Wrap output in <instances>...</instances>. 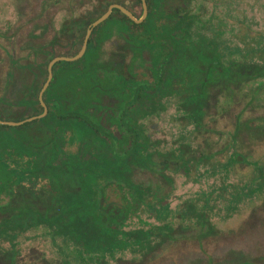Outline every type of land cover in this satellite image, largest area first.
<instances>
[{
    "label": "rangeland",
    "instance_id": "obj_1",
    "mask_svg": "<svg viewBox=\"0 0 264 264\" xmlns=\"http://www.w3.org/2000/svg\"><path fill=\"white\" fill-rule=\"evenodd\" d=\"M56 1L0 0L1 121H16L43 113L36 101L39 102V92L47 79L50 60L72 57L81 47L83 29L76 27L73 19L91 17L95 11L97 15L105 6L93 9V2L99 0H58L64 3L60 6ZM100 1L117 3L136 19L142 16V6L135 0ZM149 2L150 8L157 12L160 9L162 13L178 17L185 13L192 15L187 41L205 45L214 42L219 61L223 65L231 64L236 71L229 77H240L235 82H223L221 76L213 72L218 78L207 90L209 109L200 119L204 132L197 135L195 124L189 121L193 105L187 100L191 91L186 84L180 86L178 81H172L171 91L162 97L152 92L151 96L147 94L140 99L139 106H145L146 111H137V127L154 144L150 150L155 154L164 153L167 158H162V165L160 159V163L157 161L150 168L136 167L134 172H127L128 180L136 185L142 201L125 200L127 183L120 192L112 187L114 183L104 184L106 210L121 205L138 209L129 215L125 227L130 233L126 237L128 242H121L111 253H86L80 248L82 243L64 233L65 228L52 223L50 217H33L29 227L10 229L9 221L13 223L10 215L16 214L13 186L9 184V175H0V264H227L238 257L249 264L264 263V0ZM110 19L113 35L101 47L106 57H92L95 62L117 66L124 59L127 63L124 76L135 81L151 82L148 66L152 71L156 69L152 73L162 81L172 75V57L165 56L163 49L171 50L173 43L165 42L162 50L159 43L150 45L146 41L136 44L130 40L128 46L126 38L137 36L136 29L123 21L118 12H113ZM68 21L71 22L66 30ZM47 24L51 25L49 33L44 31ZM64 61L54 63L50 83L59 76L65 86L61 89H66L63 94L70 92L69 103H65L76 107L72 103L82 94L84 85L79 81L73 84L70 80L73 76L64 71L83 72L85 66ZM241 67L247 69L243 71ZM163 104L165 109H160ZM57 120L54 114L50 115L47 125L54 131L55 147L58 142H64L63 154L55 150L51 162H65L69 154L81 162L77 167L82 165L94 171L102 163L100 160L92 162L98 154L94 135L79 133L78 142L74 119L68 120L67 125L66 122L57 125ZM22 125L13 129L0 127V161L7 164L8 170L16 166L11 158L16 154L10 146L8 132L25 128ZM50 130L43 133L50 134ZM31 137L33 144L42 141L41 132ZM42 152L47 157L50 154L47 150ZM179 153L187 159L186 166L177 165L171 159V154L177 157ZM201 153L211 154L213 158L201 159ZM17 158L24 164L27 159L24 155ZM39 161L40 156L35 153L28 166L35 168ZM32 182L40 183L32 187L34 205L37 199L56 195L57 184L46 182L43 175L34 176ZM78 184V174L64 170L63 216L60 218L64 217L66 205L78 202ZM166 203L167 210L157 217L153 209ZM57 213L60 212L56 211L55 215ZM76 216V230L87 228L85 239L97 236L95 223L88 216L82 219ZM140 230L150 231L151 237L142 240L141 245L135 241L141 239L136 235Z\"/></svg>",
    "mask_w": 264,
    "mask_h": 264
},
{
    "label": "trees",
    "instance_id": "obj_2",
    "mask_svg": "<svg viewBox=\"0 0 264 264\" xmlns=\"http://www.w3.org/2000/svg\"><path fill=\"white\" fill-rule=\"evenodd\" d=\"M148 1L149 0H146L147 4ZM136 2L137 4H141V0H135V3ZM161 11L162 10L160 9L158 12L154 11L149 6L146 19L141 23H135L130 20L126 15L121 13L118 9H114V12H118L121 17L128 22L129 25L136 29L137 36L131 37L132 42L137 44L138 42L146 41L150 45L159 43L161 45V50L165 42L173 43L171 44V50L168 49L166 51L165 49H163V51L166 52L165 56L170 55V57H172V65L170 66V70L173 71L172 75L166 78L164 77L163 81L161 80V78H159L157 81L155 80L154 84L153 82L151 83L147 80H130L128 82V92L126 96L129 101L127 102V106L123 105L122 102L120 105L116 106V109H122L123 118L127 114V138L121 140L119 138L113 139V137L112 141L104 146H107L106 149L102 147L100 149V152H98L97 155L95 154V160L92 161L93 163L97 160L98 162L99 160L102 162L101 164L96 166V169L94 171H90L89 168L82 167V165L77 167V164H81V162L78 161L73 155L67 154V157L64 162L65 170L78 174V185L80 188L78 202L74 205L71 202L66 205V210L64 211L63 218L53 217L50 218V220L57 226L65 228L64 233H67V235L69 236L75 237L78 242H81L82 244H80V248L83 249L86 253L96 251H108L111 253L116 250L115 247L120 245L121 242H128L126 241V237L130 233L126 232L125 227L128 224L127 221L129 219V215L138 211L137 206L131 210L130 208L123 205L118 208L106 210V207L103 205L104 184L114 183L115 186L112 187H115V189L120 192L121 187L124 186L125 183H127L128 197L125 198V200H141L142 195H140L139 192H136V185L132 184L131 181L128 180L129 178L127 172H134L136 167L140 169L150 168L152 165H155L157 161L160 163L162 161V158H167V155L164 153L155 154L153 153V150H150V147L154 144L151 143L149 137L142 135L141 128L137 127L138 116L136 111H146L145 106L141 107L139 105H132L133 100L143 99L147 97V94L140 93V90L146 88H153L154 92H158L160 97H162V94L171 91L170 87H173L171 83L172 81H178L180 86H184L186 84L191 91V94L187 100L191 103V105H193V110L190 113L189 121L192 120L191 122L195 124L197 135L204 132V127L200 119H202V117L208 113L209 109L208 101L210 93L207 94V90L210 89L212 81L218 78V76H214L213 72H217L219 76H221L223 82H235L240 77V75L237 77V79L229 77L232 72L236 71L231 68V64L223 65L219 61L217 49H215L214 42L210 45H205L203 42L199 43L198 41H187L186 36H188L189 27L193 19L192 15L185 13L182 17H178L176 15H170L168 13H162ZM157 20H161L163 22H155ZM170 20L173 21L170 22ZM89 50L90 46H88L86 53L78 60L74 62L64 61V63H81V65L85 67L101 65L95 62L94 58L90 57ZM170 51H172V53ZM242 68L243 71L247 69L245 67H241V69ZM65 72L73 76V78L70 79L73 84L78 81L80 83L85 82L80 84L84 85L106 80H93L90 78H86L92 74L88 70H84L83 72L66 70L64 71V73ZM81 76H83V79H81ZM188 76H191L190 78L192 80L189 81ZM186 79L188 80L186 81ZM118 80L119 79L116 78L114 80V84H119ZM188 81L189 85L187 84ZM110 86L113 85L110 84ZM62 87H65L64 83L58 76L55 81L50 83V87L47 88V90L43 94L44 102L48 107V113L42 118L24 123L21 126L25 128H28V126H30L29 128L31 129V131L41 132L42 141L38 144H42L45 139L49 140L54 137L53 129L50 130V127L47 125V121L50 115L54 114L57 117V125L65 122L67 125V121L74 119L76 116H80L82 120L87 121L88 116H90L87 112L89 108L88 105L78 104L76 105V107H69L70 104L65 103L68 102V95H70V92L68 93V95H64L63 91L66 89H61ZM57 88L61 90H58ZM121 92L123 91L120 90L119 94L120 97L123 98L124 95ZM48 100L50 101V103ZM51 102L53 105L51 104ZM36 103L38 104L39 109L42 110V107L40 106L39 102L36 101ZM125 107L128 108L127 113L125 111ZM52 108H54V111H51ZM160 109H165V105H161ZM93 123L98 124V122L95 120V122L90 123V126H92ZM0 127L7 129L16 128L7 125H0ZM71 127L72 124L69 128ZM47 129L52 132L50 134L43 133L44 131H47ZM83 132L88 134L90 132L89 127L82 126L79 133ZM199 156H201V159L205 158L206 160H210L211 158H213L211 154L204 155L203 153H201V155L199 154ZM170 157L173 161H176L177 165L186 166L187 159H185L184 154L179 153L177 157H174L171 154ZM240 160L249 163V161L246 160L244 157H240ZM160 164H164V161H162ZM162 168L164 169V167ZM99 176L102 177V179L99 180ZM136 195L139 196V199L136 198ZM160 207L153 209L157 217H159L167 210L168 203L162 206L160 205ZM76 215H78L81 219L84 218V216H88L91 219V222L95 223V226L97 228V236L85 239L84 235L88 232L87 228H82V232H78L76 230ZM136 232V235H139L141 239H137L135 241L136 243L138 242L140 245L142 240L151 238L149 236L150 231L145 232L140 230ZM243 259L241 257H238L235 261H233V263L227 264H249Z\"/></svg>",
    "mask_w": 264,
    "mask_h": 264
},
{
    "label": "flooded vegetation",
    "instance_id": "obj_3",
    "mask_svg": "<svg viewBox=\"0 0 264 264\" xmlns=\"http://www.w3.org/2000/svg\"><path fill=\"white\" fill-rule=\"evenodd\" d=\"M162 1L164 0H160V2ZM108 2L110 3V1ZM108 2L104 3V1H100V0L98 2H93L92 6H94L93 9L95 10L97 8L99 10V8L103 7L105 4L104 11L98 13L97 15H95L96 14V11H95L91 17H88L85 19H81V17L79 19H73L76 27L83 29L81 47L74 55H76L81 50L84 39L87 35V31L90 29V33L87 38L86 47H85V50L82 56L86 53L88 46H90L89 52H90L91 57H95V58L106 57L105 52L102 51L101 47L104 44V42L108 41L113 35L112 33L113 24H111L109 21H111L110 18H111L112 13L114 12V9H117V8H112L108 17L105 18L100 23L96 24L95 26H93V23L108 9L110 5L117 4V3L109 4ZM55 4L60 6V5H63L64 3H61L57 0ZM141 6H142V2H141ZM146 6H147V14H148V7L150 6L149 1H148V4L146 2ZM147 14L142 21L146 19ZM122 20L124 21L123 18ZM171 21L173 20H170V22ZM69 22L71 21H68L67 23H65L66 30L67 29L69 30V28H67V25L70 24ZM118 25L122 26L121 24H118ZM50 26H51L50 24L46 25L45 30H44L46 33H49ZM59 29H62V26H60ZM70 34H71V31L68 32V36ZM129 40H131V36L127 37L125 41L128 46L130 45ZM91 49H95L94 52ZM126 64L127 63L123 59L121 63L117 66L105 65L104 63L99 66H89V67L84 68V70H88L92 73L90 76L86 78H91L93 80L106 79L101 82H93L89 84H84V87L81 89L82 94L79 95V97L74 101L75 105H78V104L88 105L89 108L87 112L91 116V117L88 116V119L86 118L87 121L82 120L80 116L78 117L76 116L74 118V121L77 126L75 133L78 135L76 137V141L80 142L79 132L81 130V127L88 126L90 129V133L94 135V142H96L97 152H100V149L102 147H104L106 144L111 142L113 137H114L113 139L119 138L123 140V139H126L128 135L127 118H126L127 114L123 118L122 109L120 110L116 109V106L120 105L121 102L123 105L127 106V102L129 101L126 95L128 92V82L132 79H127L124 76L125 74L124 67L126 66ZM150 68L151 70L149 72L151 73V79H152L151 83L153 82L154 84L155 80L156 81L158 80L157 76L153 75V73L156 72V69L153 68V71H152L151 66L147 67V69H150ZM53 76H54V73L52 69L51 79L53 78ZM47 77H48V68H47ZM116 78L119 79L118 80L119 84H116V83L114 84V80ZM132 81H135V80H132ZM81 83H85V82H81ZM110 84L113 86H110ZM120 90L123 91L121 92L124 95V97L122 95L123 98L120 97V94H119ZM152 92H154L153 88L151 89L146 88V89L140 90V93L148 94L149 96H151ZM42 100L44 102L43 95H42ZM140 102H141L140 99L133 100L132 105L134 106L140 105ZM44 104L46 106L47 111L43 116H45L48 113V107L45 102ZM125 111L126 113L128 112L127 107H125ZM41 112H43V107H42ZM26 119H19V120L11 121V122H21ZM95 120L98 122V124L93 123V125L90 126V123L95 122ZM31 121H26L18 125H7V126L18 127L24 123L31 122ZM0 125H4V124H0ZM33 133H36V132L31 131V129L29 130V128H23L20 130L15 129V130L9 131L8 132L9 143L13 149V154H16V156L13 155L11 156V158H13V161H14L13 163L16 164V166L8 170L7 164L0 161V175H5L4 173H6L7 176L9 175L10 177L9 184L13 186L11 192L13 193V196H12V201L14 203L13 209L16 212V214L10 215V217L13 218V223L12 221H9V224H10L9 228L12 230H15L17 227L21 229H25L29 227V225L32 223L33 217L53 218L54 216L55 217L63 216V208H62L63 201L61 198V193H62V183H63L65 165L63 161H59L56 163L51 162V157L55 150H57V154H63V151H62L63 148L61 147L63 146L64 142L62 141L58 142L55 147V143H54L55 138L52 137L49 140L45 139V141L42 142V144H38V143H41V141L37 142L36 144H33L32 137H31V134ZM44 150L49 151L50 154L48 155V157L46 156V153L42 152ZM35 153L39 154L40 161L37 167L32 168V167H29L28 164L31 161V157ZM23 155L27 158L25 160L26 165L22 161H19V159L17 158ZM17 163L20 164V167L18 168H17ZM40 175H43V178L46 179V182H55L58 188L55 193L56 195H52L51 197L46 198L44 200L37 199L36 205H34L32 187L38 186L40 185V183L32 182V178H34V176L40 177ZM49 177H51V179H49ZM78 182H79V178H78ZM45 186L49 188L48 184ZM56 211H59L60 213H57L55 215Z\"/></svg>",
    "mask_w": 264,
    "mask_h": 264
},
{
    "label": "water",
    "instance_id": "obj_4",
    "mask_svg": "<svg viewBox=\"0 0 264 264\" xmlns=\"http://www.w3.org/2000/svg\"><path fill=\"white\" fill-rule=\"evenodd\" d=\"M141 2H142V16H141V18H139V19H136L134 16H133V14L129 11V10H127L126 8H124L123 6H121V5H118V4H112V5H110L109 7H108V9L93 23V26H95L96 24H98V23H100L101 21H103L105 18H107L108 17V15L110 14V12H111V10H112V8H117V9H119L123 14H125L126 16H128L131 20H133L134 22H136V23H139V22H141L144 18H145V16H146V14H147V6H146V2H145V0H141ZM89 33H90V29L87 31V35H86V37H85V39H84V42H83V45H82V48H81V50L76 54V55H74V56H72V57H63V56H60V57H55V58H53V59H51L50 60V62H49V64H48V77H47V80L45 81V83L43 84V86H42V88H41V90H40V92H39V101H40V103H41V105H42V107H43V113L42 114H40V115H38V116H34V117H30V118H28V119H26V120H23V121H21V122H11V121H1L0 120V124H4V125H18V124H21V123H23V122H26V121H31V120H34V119H36V118H39V117H42L45 113H46V111H47V109H46V106H45V104H44V102H43V100H42V95H43V92L45 91V89H46V87L48 86V83H49V81H50V79H51V76H52V67H53V65H54V63L55 62H57V61H61V60H65V61H74V60H77V59H79L81 56H82V54H83V52H84V50H85V47H86V43H87V38H88V35H89Z\"/></svg>",
    "mask_w": 264,
    "mask_h": 264
}]
</instances>
